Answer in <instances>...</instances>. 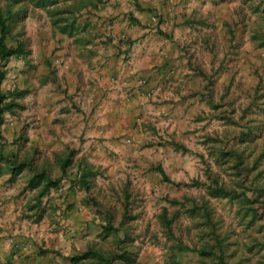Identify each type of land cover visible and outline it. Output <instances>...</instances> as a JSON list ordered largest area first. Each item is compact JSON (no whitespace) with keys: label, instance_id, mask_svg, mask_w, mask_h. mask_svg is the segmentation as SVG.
Wrapping results in <instances>:
<instances>
[{"label":"rangeland","instance_id":"obj_1","mask_svg":"<svg viewBox=\"0 0 264 264\" xmlns=\"http://www.w3.org/2000/svg\"><path fill=\"white\" fill-rule=\"evenodd\" d=\"M179 4L183 23L197 32L196 44L212 55L196 67L203 84L193 93L199 102L195 121L175 135L144 131L143 144L129 138L131 146L121 153L98 156L97 148L88 147L79 156L76 148L52 154L29 145L36 110L46 108L60 87L54 91L57 84L49 80L53 87L47 89L50 77L39 81L35 63L23 71L19 57L31 55L24 47L32 40L22 35L28 12L22 13L20 31L13 1L0 0L9 26L5 44L21 50L0 58V72L6 73L0 150L9 164L22 166L16 174L21 186L36 189L41 204L46 200L32 216L37 241L48 238L55 253L70 256L68 264L92 250L111 264H264V0ZM42 17L33 20L43 23ZM44 69L53 73L51 66ZM83 172H89L88 185L81 181ZM47 179L59 183L41 196ZM82 215L87 222L78 221ZM97 262L87 258L81 264Z\"/></svg>","mask_w":264,"mask_h":264},{"label":"crops","instance_id":"obj_2","mask_svg":"<svg viewBox=\"0 0 264 264\" xmlns=\"http://www.w3.org/2000/svg\"><path fill=\"white\" fill-rule=\"evenodd\" d=\"M12 1L20 31L28 12L22 35L32 40L23 42L31 55L19 57L23 71L35 63L39 81L50 77L47 89L49 80L57 84L54 91L60 87L36 110L30 146L52 154L76 148L82 156L92 147L98 156L114 155L127 150L129 138L143 144L144 131L175 135L194 120L199 102L193 93L203 84L196 67L212 55L183 23L180 0ZM38 15L43 23L33 20ZM28 21L34 28L28 30ZM3 157L0 150V264H68L71 253L62 257L48 238L37 241L32 216L46 200L41 204L36 189L21 186ZM82 216L78 221L87 222Z\"/></svg>","mask_w":264,"mask_h":264},{"label":"trees","instance_id":"obj_3","mask_svg":"<svg viewBox=\"0 0 264 264\" xmlns=\"http://www.w3.org/2000/svg\"><path fill=\"white\" fill-rule=\"evenodd\" d=\"M8 15H11V14H8ZM8 31H9V26L7 25V21L3 18L2 12L0 10V34H1V37H0V58H1V60H7V59H9L13 56H17L21 53L20 49H12V48H9L5 44V40L8 36ZM5 77H6V73L0 72V111H1V107L3 106L4 100H5V95L1 89L2 84L5 80ZM69 163H70V159L68 158L67 160L64 161V163H62L63 169H65L67 167V165H69ZM10 166H12L13 169L15 170V172H16L15 175L17 173H19V171L22 168V166H20V165L17 166V165L12 164V163L10 164ZM88 177H89V172H83L82 173L81 181L84 185L87 184L86 180ZM42 180H44V179H42V177L33 179V185L36 186L37 184L41 183ZM58 183H59V180H57V181L56 180L52 181L51 179L45 180V186H44V189L40 195L41 196L45 195L46 192H48L51 188L55 187ZM218 191L223 193V194L229 195V193H227L224 190H217V192ZM109 228L110 227H108V230H109ZM184 249L188 252L197 253L200 256H210L213 254L211 251H209L207 249L196 250V249H192L189 247H184ZM87 258H93V259L96 258L98 260V262H100V260H104V262H103L104 264H111V259H105L103 257V255L99 251H96V250H92V251H90L87 254L82 255V256L73 257L72 261L76 264H81L82 260L87 259ZM98 262H97V264H98Z\"/></svg>","mask_w":264,"mask_h":264}]
</instances>
